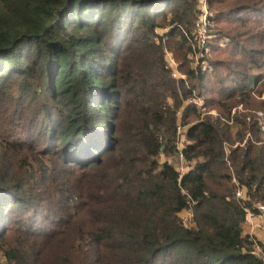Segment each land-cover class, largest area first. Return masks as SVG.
<instances>
[{
    "label": "trees",
    "instance_id": "obj_1",
    "mask_svg": "<svg viewBox=\"0 0 264 264\" xmlns=\"http://www.w3.org/2000/svg\"><path fill=\"white\" fill-rule=\"evenodd\" d=\"M207 3L193 68L194 0H0V264H264L242 236L264 145L233 148L258 122H223L264 112V0Z\"/></svg>",
    "mask_w": 264,
    "mask_h": 264
},
{
    "label": "built area",
    "instance_id": "obj_2",
    "mask_svg": "<svg viewBox=\"0 0 264 264\" xmlns=\"http://www.w3.org/2000/svg\"><path fill=\"white\" fill-rule=\"evenodd\" d=\"M194 1H196L198 3V7L200 10V16H199L198 20L195 22V33H196L195 39H196V42L198 44V50L194 54V59L196 62H194L193 66L196 67L200 63H202L204 65V63L202 61H203V58L205 56L204 54H206V52L208 51L207 50L208 49L207 43H206L207 36L205 37V41H204V37H203V34L206 32V27H208V25L206 24L207 15H208V8L206 7V0H194ZM169 29H170V27L164 28V29H157L156 33L157 34H165V33H168ZM165 61H167L168 68L171 70L172 78L177 79V80H185L186 79V78H184V76L182 74H180L178 72V65H177L176 61L173 60L171 53L170 52L168 53V51H165ZM190 103L194 104L198 108L201 107V105H197L194 101H190ZM256 121L258 122V129L260 130V133L263 134V138H264V113L263 112H259L256 114ZM247 138L256 145H259V144L264 145V140L260 141L259 143L254 142L253 136L249 133L246 135V139ZM246 139H245L244 143L246 142ZM239 145L240 144H238L237 146H239ZM177 149L182 150L179 147H177ZM179 159L182 160L181 154H179ZM180 174H182V173H180ZM232 182L236 185V188H237L235 191V199L245 198V189L240 188L239 184L236 182V180L234 178L232 179ZM255 208L257 210L256 214H254L250 210H245L244 218H245V221H247L248 223L253 225V228H258V225L256 223H254V221H255L257 215H259L258 217H261L264 219V204H261V205L258 204L255 206ZM187 212H189V211H187ZM189 213L190 214L188 215V217H190V220L192 221V213L191 212H189ZM182 223L184 225L183 220H182ZM260 229L262 231V235H264V222L261 225ZM253 246H254V252L253 253L256 255L257 258H259L261 261L264 262V242H263V248L262 249H260V245L257 242H254Z\"/></svg>",
    "mask_w": 264,
    "mask_h": 264
},
{
    "label": "rangeland",
    "instance_id": "obj_3",
    "mask_svg": "<svg viewBox=\"0 0 264 264\" xmlns=\"http://www.w3.org/2000/svg\"><path fill=\"white\" fill-rule=\"evenodd\" d=\"M206 7L208 8V15H213L214 13L213 12H210V7H209V5H208V3H207V0H206ZM211 27H213L214 29H212V31H211ZM208 34H210L209 36H211V37H218L217 35H216V28H215V25L214 24H212L210 27H206V32L203 34V37H204V41H205V37L207 36V38H208ZM256 41V40H255ZM257 41H258V39H257ZM256 41V42H257ZM222 43V45H224V46H227V44L224 42V40H222L221 41ZM206 43H208L209 44V42L207 41V39H206ZM209 46V45H208ZM210 49H212V48H210V47H208V51L206 52V57L208 56H211V50ZM205 55V54H204ZM226 59H227V56L225 57ZM264 59V58H263ZM193 61L194 62H196L195 61V59L193 58ZM204 61V60H203ZM177 63V62H176ZM177 65H178V63H177ZM193 68L195 67V66H192ZM179 72V71H178ZM180 73V72H179ZM258 73L263 77V79H262V81L260 82V84H258V86L255 88V90H257V92H258V87L260 86V85H262V84H264V65L259 69V71H258ZM180 74H182V73H180ZM183 75V74H182ZM257 75V74H256ZM184 76V75H183ZM184 78H185V76H184ZM252 86V84H250V86H249V88ZM255 94H256V92H255ZM259 94H256L255 95V100L256 101H261V100H264V93H262V95L259 97L258 96ZM190 101H194L197 105H201V107L203 106V104H204V97H199V96H197L196 95V93H193V98H191V99H189L188 100V102H186V104H185V106H187L188 105V103H190ZM171 103V101H169V104ZM190 104H192V103H190ZM201 107H199V108H201ZM256 109H249V110H244L242 107H237V108H233L232 110H231V114L230 115H228V113L226 114V115H223V122L224 121H227V123H228V125H232V123H233V121H232V119H229L230 117H232V116H234V114L236 113V115H235V117H240L241 116V114H248V117H247V121H249V120H251V119H255L256 120V114L257 113H259V112H262V111H260V110H258V108L257 107H255ZM259 109H261V108H259ZM264 113V112H263ZM178 114V116L179 117H181L182 115L180 114V113H177ZM209 115H211L212 117H213V120H217V119H220L221 121H222V119H221V115H219V113L217 112V111H215V110H211L210 112H209ZM229 117V118H228ZM236 123V122H235ZM180 118H179V121H178V128H177V132H178V134H177V147H179V148H183V145L187 142L186 141V137H185V133H186V128H183V127H181L180 126ZM232 129L233 130H235L236 128L235 127H232ZM260 134V137H261V139H260V141H263L264 140V138H263V134L262 133H259ZM245 139H246V136L244 137V139H243V141H242V143L239 145L240 147H242V144H244V141H245ZM253 139H254V137H253ZM247 140H249L248 138L246 139V141ZM259 141V142H260ZM254 142H256L255 141V139H254ZM259 142H257V143H259ZM238 144H236V145H234L233 146V148L235 147V146H237ZM160 158L161 159H164V157H163V155H161L160 156ZM176 159L177 160H180L179 159V155L177 154V156H176ZM176 159H174L173 157H171V158H169L168 160H169V162L170 163H173L174 165H175V167H177V169L180 171V173H184V171H185V167H183L182 166V164L180 163V162H178ZM232 181V180H231ZM233 183V182H232ZM259 205H261V204H259ZM257 213V212H256ZM190 213L189 212H187V211H184V212H182L180 215H179V217L181 218V220H183L184 221V225L186 226V227H191L192 225H193V223H192V221L190 220V217H188V215H189ZM242 236H247L249 239V241L250 242H252L253 244H254V242H257L259 245H260V249H262L263 248V242H264V235L263 236H261L260 234H256V233H254V230H253V225H251L250 223H248L247 221H244V224H243V230H242ZM259 248V247H258ZM257 249V248H256ZM253 252H254V246H253Z\"/></svg>",
    "mask_w": 264,
    "mask_h": 264
},
{
    "label": "crops",
    "instance_id": "obj_4",
    "mask_svg": "<svg viewBox=\"0 0 264 264\" xmlns=\"http://www.w3.org/2000/svg\"><path fill=\"white\" fill-rule=\"evenodd\" d=\"M258 216H259V215H257V217H256V219H255V221H254V223H256V224L258 225V228H253V230H254V233H256V234H260L261 236H263L260 227H261V225L263 224L264 219L261 218V217H258ZM254 218H255V217H254Z\"/></svg>",
    "mask_w": 264,
    "mask_h": 264
}]
</instances>
